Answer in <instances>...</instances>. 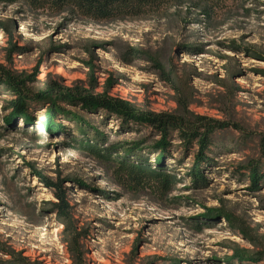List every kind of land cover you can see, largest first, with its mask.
Segmentation results:
<instances>
[{"label": "rangeland", "instance_id": "374dc122", "mask_svg": "<svg viewBox=\"0 0 264 264\" xmlns=\"http://www.w3.org/2000/svg\"><path fill=\"white\" fill-rule=\"evenodd\" d=\"M224 2L214 25L195 21V15L184 22L173 14L89 22L23 1L0 4V65L34 79L31 92L44 88L50 69L65 71L64 77L51 73L65 85L87 84L83 63L89 62L97 93L118 73L111 97L172 112L174 92L149 61L130 65L120 58L126 46L155 52L167 44L164 50L176 53L180 74L194 91L191 110L240 126L216 134L211 162L201 167L202 177L193 176L197 145L174 136L169 147L158 150L152 145L161 137L153 129L137 130L121 116L71 105H62L65 111L49 122V100L29 101L24 116L16 111L14 92L0 85V264H13L11 253L41 264H71L66 227L54 209L59 200L35 169L60 178L62 186L72 183L70 216L87 264H264L250 261L264 248V179L254 188L246 168L249 159L260 158L257 136L264 135V0ZM1 23L13 28L12 41L22 48L11 58ZM234 85L230 112L222 115L220 99ZM115 146L122 149L119 156L136 155L130 157L148 161L146 169L154 172L140 185L122 183L116 161L107 163L95 153ZM112 157L117 158L113 152ZM165 174L170 178L163 186L159 177Z\"/></svg>", "mask_w": 264, "mask_h": 264}, {"label": "trees", "instance_id": "16d2710c", "mask_svg": "<svg viewBox=\"0 0 264 264\" xmlns=\"http://www.w3.org/2000/svg\"><path fill=\"white\" fill-rule=\"evenodd\" d=\"M21 1L34 9L50 10L59 14L67 13L89 22L137 20L147 19L151 16L162 19L173 14L176 17L178 15L184 22L187 21V16L195 15V21L202 22V18H204L210 25L217 23L225 3L224 0H0V4H14ZM171 9H174L173 13H169ZM1 28L8 36L7 47H5L4 51L11 58L18 54V52H21L22 48L12 41V27L6 23H1ZM166 45L163 44L155 52L149 49L126 46L121 48L122 55L120 58L125 64L130 65H133L132 61L136 59L149 61L154 74L169 85L170 89L174 92L172 98L176 107L172 112L156 113L145 108L143 105L118 97H111L109 93L118 83L117 77L120 76L118 73L106 81L103 93H97L99 82L89 62L83 63L87 68V84L83 81H77L68 86L63 83L64 79L48 73V79L43 83L44 88L37 93H33L28 89V85L32 84L34 79L13 75L0 65V85L7 84L14 92L18 99L15 105L16 111L18 114L24 116L28 113L27 103L29 101L49 100L51 102V109H47L46 112L48 113L45 114V118L49 122L53 121V117L58 112L65 111L62 105H71L73 107H80L88 113L121 116L127 125L131 122L133 125L138 126L137 130L143 126L153 129L161 137V140L152 145V148L158 150L165 149L169 144V139L174 136L187 146L197 145L199 150L192 168L193 176H197L201 173V167L211 162L209 154H212L211 148L216 147V134L230 128L240 130V126L236 121L231 119H214L200 116L191 110L194 91L188 88V80L184 81L180 74L176 63V53L172 49L164 50ZM177 45L179 48L187 49L183 44ZM187 50L191 51V49ZM42 64L44 63L41 62L38 67ZM37 70H35L36 73L39 72ZM217 82L221 81L218 80ZM237 89L238 87L235 85L230 87L229 96L227 95L226 98L220 99L222 107L218 110L222 115L229 114L231 109L230 103ZM23 118L25 119V117ZM257 140L260 158L249 159L246 167L248 177L254 188L264 179V135L258 134ZM104 142L105 140H102V143ZM88 149L94 150V146H90ZM108 150L96 149L95 153L107 163L116 161V175L118 179H122V183L137 186L151 176L150 171L152 169H146L148 161H143L140 158L132 159L138 158L136 155L124 154L119 156L122 149H118L116 146ZM112 152L117 156L115 160L112 157ZM157 167H159V171L166 168L164 165L159 166L158 164L155 168L157 169ZM35 171L42 177L44 184L54 191V195L59 200V203L54 205V209L66 227L64 242L70 248L71 264H87V251H84L79 245L80 235L76 233L70 216L69 189L62 186L63 181L60 178L53 179V177L43 175L39 170L35 169ZM165 176L167 178L159 177L163 186L168 184L167 179L170 178L169 174H165ZM241 227L239 226V228ZM249 231L250 229H247L241 234L246 235ZM11 254L13 256V264H41L39 261H31L19 253ZM256 260L264 261V248L258 252L257 259L250 258V261Z\"/></svg>", "mask_w": 264, "mask_h": 264}, {"label": "bare ground", "instance_id": "6f19581e", "mask_svg": "<svg viewBox=\"0 0 264 264\" xmlns=\"http://www.w3.org/2000/svg\"><path fill=\"white\" fill-rule=\"evenodd\" d=\"M48 72L49 73H55L56 75H58L60 77H64L66 75L64 70H62L61 72H57V71H55L53 69H50V70H48ZM20 151H22L21 153H22L23 157H27L28 156L25 150L22 149ZM64 183H65L64 187H66V188H71L72 187V183H70L69 181H65ZM228 238L232 240L233 236L232 235L228 236Z\"/></svg>", "mask_w": 264, "mask_h": 264}]
</instances>
